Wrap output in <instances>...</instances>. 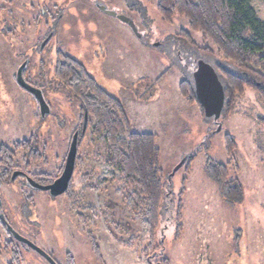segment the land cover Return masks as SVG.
<instances>
[{"label": "rangeland", "instance_id": "rangeland-1", "mask_svg": "<svg viewBox=\"0 0 264 264\" xmlns=\"http://www.w3.org/2000/svg\"><path fill=\"white\" fill-rule=\"evenodd\" d=\"M158 3L0 0V216L57 264H264V101L246 87L233 95L232 109L221 119H206L188 68L200 59L223 64V56L185 19L166 23ZM251 5L264 22V1ZM106 10L132 19L136 32ZM182 30L201 51L179 39ZM46 38L49 44L41 48ZM64 57L84 65L123 104L134 132L155 136L171 192L170 210L167 203L152 234L142 224L143 206H128L134 190L91 127L68 193L53 197L25 187L24 180L10 181L13 172L23 171L49 183L63 172L71 138L82 125L80 103L56 78V60L63 64ZM23 65L26 82L43 90L49 105L44 118L36 98L17 83ZM218 73L227 91L229 82ZM227 135L237 144L234 155L227 151ZM219 164L243 187L240 202L223 196L213 177ZM2 227L0 220V264H50Z\"/></svg>", "mask_w": 264, "mask_h": 264}, {"label": "trees", "instance_id": "trees-1", "mask_svg": "<svg viewBox=\"0 0 264 264\" xmlns=\"http://www.w3.org/2000/svg\"><path fill=\"white\" fill-rule=\"evenodd\" d=\"M251 1L159 0L157 5V11L166 23L172 24L176 17L185 19L189 30L201 33L222 54L223 64L213 58H210L209 63L229 82L226 91V112L232 109L230 106L233 97L244 94L246 87L254 89L264 101V22L257 16ZM179 35L181 41L189 42L190 47L199 49L193 43L189 31L182 30ZM45 40H48L49 44L50 38ZM206 50L203 49L205 52ZM61 60H56V78L81 105L82 125L81 129L74 133V135L78 133V150L87 132H83V118L87 111V129L91 127L95 137L108 143L112 163L120 171L127 186L134 190L128 206L131 210L138 204L143 206L145 219L142 224L146 228L145 232L152 234L158 227L167 203L168 209L170 208L167 201L171 192L165 183L155 136L134 132L123 104L100 87L84 65L76 60H68L67 57H64L63 65ZM195 63L189 66L188 71L194 72ZM229 65L233 68H229ZM256 68L263 71L257 72ZM190 88L194 93L191 84ZM226 143L229 155H234L237 148L235 139L227 135ZM194 158L195 156L186 159L189 166ZM12 176L10 181H13ZM213 177L220 182L222 194L227 201L234 203L243 199V187L239 180L230 177L227 165H216V175ZM43 181L39 182L46 185L54 180L49 183L47 180ZM179 196L182 197L183 193ZM182 211L180 201L176 211L177 240L180 239L183 230ZM240 235L241 233L235 239L238 243Z\"/></svg>", "mask_w": 264, "mask_h": 264}, {"label": "water", "instance_id": "water-1", "mask_svg": "<svg viewBox=\"0 0 264 264\" xmlns=\"http://www.w3.org/2000/svg\"><path fill=\"white\" fill-rule=\"evenodd\" d=\"M106 14L117 17L121 22L131 27L132 30L136 32L135 24L132 19L127 16L117 15L112 11H105ZM48 40L43 43L41 48H44ZM24 65L20 67L16 74V80L18 85L25 90L26 92L33 95L40 108L41 117L44 118L47 114L50 113L49 105L47 104L43 92L28 84L23 76ZM192 88L195 95V98L198 104L202 107L204 112V117L206 119H212L217 122L223 117L225 112V105L227 101L226 97V87L224 86L220 75L211 63L200 59L197 61L196 70L192 75ZM88 124V114L87 111L84 113L83 118V132L86 131ZM78 155V133L73 136L71 141L67 156L66 162L61 173L60 177L54 180L51 184H40L31 178L26 176L27 182L36 190L48 192L53 197H59L64 195L70 186V183L74 177L76 160ZM15 174L14 176H16ZM15 237L21 241H24L31 245L28 240L22 238L17 233L13 232ZM33 246V245H31ZM39 253H41L51 264L55 263L45 252L39 248H35Z\"/></svg>", "mask_w": 264, "mask_h": 264}, {"label": "flooded vegetation", "instance_id": "flooded-vegetation-1", "mask_svg": "<svg viewBox=\"0 0 264 264\" xmlns=\"http://www.w3.org/2000/svg\"><path fill=\"white\" fill-rule=\"evenodd\" d=\"M196 70V67H195V69H194V71ZM15 174H17L16 176H12V178H13V182H15V180L16 179H21V180H24V185H25V187H29V188H31V189H33V190H36V189H34L33 187H31L30 186V184L27 182V179H26V176L27 177H29V178H31L32 180H34V181H36V182H38V183H40L38 180H36L35 178H33V177H31L30 175H28L27 173H25V172H23V171H20V172H18V173H15ZM41 184V183H40ZM36 191H39V190H36ZM22 195H23V193H22ZM1 213V212H0ZM0 220H1V222H2V225L4 226V227H2V228H5L7 231V234L9 235V236H11L14 240H16V242L17 243H19V244H21V245H23V247L25 248V250L29 253L30 251H33L34 253H36L37 252V250L35 249L37 246H35V244L34 243H32L31 241H28V242H30L31 243V245H33V246H31L30 244H28V243H26V242H24V241H21V240H19V239H17L16 237H15V235H14V233L13 232H15V233H17L18 231L17 230H13V229H11L10 227H8L7 225H6V223L4 222V218L2 217V216H0ZM18 234V233H17ZM19 236H23V235H19ZM22 238H24V239H26V240H28L27 239V237L25 238V236H23ZM38 245V244H37ZM39 246V245H38ZM38 248V247H37ZM39 249H41L40 248V246H39ZM42 256V255H41ZM45 258V257H44ZM46 259V258H45ZM48 262V261H47ZM50 263V262H49ZM51 264V263H50Z\"/></svg>", "mask_w": 264, "mask_h": 264}]
</instances>
